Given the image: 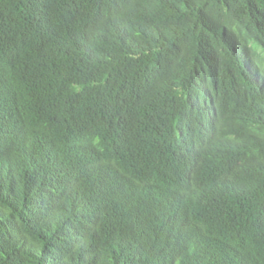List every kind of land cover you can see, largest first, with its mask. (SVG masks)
<instances>
[{
    "label": "trees",
    "instance_id": "trees-1",
    "mask_svg": "<svg viewBox=\"0 0 264 264\" xmlns=\"http://www.w3.org/2000/svg\"><path fill=\"white\" fill-rule=\"evenodd\" d=\"M0 264H264V0H0Z\"/></svg>",
    "mask_w": 264,
    "mask_h": 264
}]
</instances>
